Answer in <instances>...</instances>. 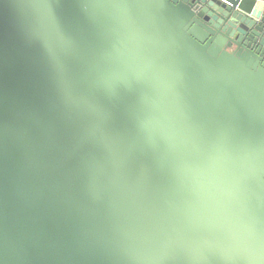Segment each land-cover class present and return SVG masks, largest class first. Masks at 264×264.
I'll use <instances>...</instances> for the list:
<instances>
[{"label": "water", "instance_id": "1", "mask_svg": "<svg viewBox=\"0 0 264 264\" xmlns=\"http://www.w3.org/2000/svg\"><path fill=\"white\" fill-rule=\"evenodd\" d=\"M260 0H0V264H264Z\"/></svg>", "mask_w": 264, "mask_h": 264}, {"label": "clouds", "instance_id": "2", "mask_svg": "<svg viewBox=\"0 0 264 264\" xmlns=\"http://www.w3.org/2000/svg\"><path fill=\"white\" fill-rule=\"evenodd\" d=\"M259 7H264V0H260Z\"/></svg>", "mask_w": 264, "mask_h": 264}]
</instances>
